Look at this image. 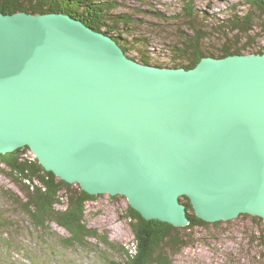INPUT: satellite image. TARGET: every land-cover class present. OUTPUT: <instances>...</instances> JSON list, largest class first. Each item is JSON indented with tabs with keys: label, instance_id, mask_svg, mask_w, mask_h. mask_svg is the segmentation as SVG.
<instances>
[{
	"label": "water",
	"instance_id": "1",
	"mask_svg": "<svg viewBox=\"0 0 264 264\" xmlns=\"http://www.w3.org/2000/svg\"><path fill=\"white\" fill-rule=\"evenodd\" d=\"M23 146L145 220L186 226V196L264 225V53L158 66L70 14L0 12V153Z\"/></svg>",
	"mask_w": 264,
	"mask_h": 264
},
{
	"label": "trees",
	"instance_id": "2",
	"mask_svg": "<svg viewBox=\"0 0 264 264\" xmlns=\"http://www.w3.org/2000/svg\"><path fill=\"white\" fill-rule=\"evenodd\" d=\"M245 1L244 4L248 6L247 10L239 13L236 9V12L232 11L225 18H220L215 24L209 25L211 29L215 28L217 33L220 32L224 35L218 51L216 48L211 50L202 47L201 43L205 39V29L207 30V28L198 26L200 15L198 14L199 10L194 6V1L184 0L182 8L176 16L186 21L192 35L191 38L182 36V45L171 47L174 54L171 58L174 62L171 64L153 63L146 54L140 52L137 45L146 38L144 39L137 30L133 13L121 9L118 0H0V12L13 13L22 10L32 13L64 12L82 20L95 30L110 35L130 57L140 62L158 66L191 68L203 56L224 57L231 54L264 53L263 49L249 48L251 33L255 27H264L262 19L264 0ZM146 5L148 6L147 2ZM150 8L144 11H151ZM153 13L157 18L164 16L159 11H153ZM229 32L237 33L244 43H229L227 36ZM128 34L132 36V39L129 40ZM135 49L139 51V54L137 56L130 55L129 52ZM246 50L251 52L244 53L243 51ZM30 151L28 146H23L10 152L0 153V173H5L22 194L21 198L19 195L12 196L6 192L7 197L11 198V204L15 205L18 213L25 217L26 228H29L28 232L31 233L30 230H32L31 234L26 233L27 236L32 235V238L35 239V232L37 234L36 243L45 246V249L51 248L49 252L53 254H56L59 248L74 250L84 248L88 239H97L105 246H109L110 242L107 238L98 233L94 227L89 226L85 220L86 203L100 194H88L77 183H68L53 172L45 170L37 158L29 153ZM180 200L185 204L189 218V224L183 227L173 226L156 219L145 220L128 205L126 216L132 221L135 252L131 253L125 249L126 258L123 262L108 259L106 264H169L165 250L171 249L177 253L182 245L188 244L183 240L185 234L180 230L184 231L209 224L208 221L202 220L194 214L186 196H182ZM251 219L258 224L262 223V219L258 216H251ZM6 224H9L8 218L0 212V226ZM212 224L217 225L218 221L212 222ZM53 225L64 229L66 234H58L53 229ZM259 229V238L264 241V227L261 226ZM5 239L6 236L3 237L0 234V245L5 243ZM6 247L10 249L12 247L11 250L27 257L30 254L27 247H17L8 242ZM42 257L43 255L36 254L34 264H56L58 261L50 256L47 263L45 260L48 259ZM233 264L241 263L234 262Z\"/></svg>",
	"mask_w": 264,
	"mask_h": 264
},
{
	"label": "rangeland",
	"instance_id": "3",
	"mask_svg": "<svg viewBox=\"0 0 264 264\" xmlns=\"http://www.w3.org/2000/svg\"><path fill=\"white\" fill-rule=\"evenodd\" d=\"M121 9L133 13L137 30L145 40L137 45L140 52L147 55L153 63H173L171 50L172 46L182 45V36L191 38L192 31L183 18L176 14L182 8L184 0H118ZM194 6L199 10L198 26L205 29V39L201 45L203 48L220 49L224 35L216 32L215 28H210L225 18L232 11L244 12L248 6L245 0H193ZM146 2L148 6L146 5ZM149 2V3H148ZM151 7V8H150ZM150 8L164 14L161 18L155 17L153 11H144ZM235 9V10H233ZM149 10V9H147ZM264 24V16H263ZM208 24V25H206ZM129 40L132 36L128 34ZM229 43H244L237 33L229 32ZM250 46L252 49L264 50V27H255L251 33ZM253 38V39H252ZM136 46V45H135ZM250 53V50L243 51ZM132 56H137L136 49L129 52ZM31 155L33 153L29 152ZM2 191V192H1ZM9 195H19V188L3 172L0 173V212L7 216L9 224L0 226L1 236H6L5 243L0 245V264H34V257L43 255L48 259L51 256L58 259L56 264H106V260L123 262L126 258L125 249L134 253L135 236L132 221L126 216L128 201L122 195L111 197H101L89 200L86 203L85 220L89 226L104 235L110 242L105 246L97 239H88L87 245L80 249L59 248L56 254L49 252L51 248L36 243L35 239L27 234L26 219L11 204ZM11 197V196H10ZM251 219L250 214H241L235 218L218 221L217 225L209 222L207 226H196L188 230H180L184 233L183 240L188 242L182 245L177 253L165 250V255L169 264H264V241L259 238L260 227ZM60 235H65L64 229L52 226ZM186 232V233H185ZM27 233V234H26ZM8 240V241H7ZM19 247H27L28 257L18 254L6 247V243ZM27 257V258H26ZM62 257V258H61ZM67 262V263H66Z\"/></svg>",
	"mask_w": 264,
	"mask_h": 264
},
{
	"label": "bare ground",
	"instance_id": "4",
	"mask_svg": "<svg viewBox=\"0 0 264 264\" xmlns=\"http://www.w3.org/2000/svg\"><path fill=\"white\" fill-rule=\"evenodd\" d=\"M250 54H252V53H250ZM128 55V54H127ZM129 56V55H128ZM130 57V56H129ZM132 58V57H131ZM134 59V58H133ZM136 60V59H135ZM164 66H168V65H164ZM62 258V257H61Z\"/></svg>",
	"mask_w": 264,
	"mask_h": 264
}]
</instances>
